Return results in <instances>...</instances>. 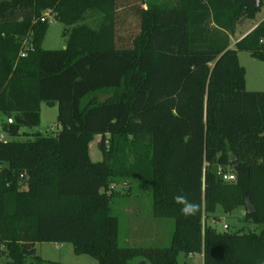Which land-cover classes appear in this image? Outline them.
Listing matches in <instances>:
<instances>
[{
    "label": "trees",
    "instance_id": "obj_1",
    "mask_svg": "<svg viewBox=\"0 0 264 264\" xmlns=\"http://www.w3.org/2000/svg\"><path fill=\"white\" fill-rule=\"evenodd\" d=\"M263 4L0 0V129L11 139L0 142V264H59L36 254L43 243L98 264H264V92L246 91L238 62H264V19L230 48ZM53 21L65 47L44 50ZM42 104L57 107L58 133L19 141ZM124 185L147 188L153 217L174 221L167 248L119 246L112 199ZM178 194L198 215L181 214ZM217 207L263 229L219 232L206 224Z\"/></svg>",
    "mask_w": 264,
    "mask_h": 264
},
{
    "label": "rangeland",
    "instance_id": "obj_2",
    "mask_svg": "<svg viewBox=\"0 0 264 264\" xmlns=\"http://www.w3.org/2000/svg\"><path fill=\"white\" fill-rule=\"evenodd\" d=\"M264 18V5L257 13L255 21H245V27H249L256 21ZM64 26L58 22L50 23L46 33L42 48L44 50L63 49L66 38L63 37ZM246 28L244 24L237 26L234 35L231 37V44L238 40ZM239 65L245 72V89L248 92H264V62L257 60L247 52H238ZM5 122V117L0 116V126ZM28 136L18 138L19 141L33 139V134L41 133L44 136L56 135L59 131L57 123V107L41 105L38 126L32 129H23ZM11 139L0 129V142ZM67 143L66 145L70 144ZM72 147V146H71ZM129 190V191H128ZM118 195L112 199V214L118 218V244L122 248H167L170 244L174 231V221L172 219H155L153 217L152 197L149 190L140 185H124L117 188ZM137 211L138 220L143 221L146 227H142L140 238L131 236V223L133 221L132 212ZM143 223V224H144ZM206 224L212 225L219 232L225 231L223 226H227L229 232L244 230L247 232H259L261 226L248 224L244 219L242 208L235 210L231 214H225L220 207H217L215 214L206 219ZM144 231V233H143ZM147 234V235H146ZM37 255L44 261L59 264H98L97 260L88 255H77L73 252L70 244L43 243L38 245ZM178 264H203L199 254L186 256L179 254Z\"/></svg>",
    "mask_w": 264,
    "mask_h": 264
},
{
    "label": "crops",
    "instance_id": "obj_3",
    "mask_svg": "<svg viewBox=\"0 0 264 264\" xmlns=\"http://www.w3.org/2000/svg\"><path fill=\"white\" fill-rule=\"evenodd\" d=\"M264 5V4H263ZM256 18V17H255ZM264 18L260 19L259 21H256L254 24L250 25L249 27H245V21L242 23V25L244 24V28H246V30L244 31V33L238 38V40H240L241 38H243L246 34H248L250 31H252L253 28H255V26L260 22L262 21ZM249 21H255V19L253 20H249ZM231 40V38H230ZM234 41L232 44H231V41H230V48H233L235 43L238 41ZM65 47V45L63 46V48ZM102 137L101 136H97L93 139L92 142H90L89 146H88V154H89V158L91 160V162L93 163H100L102 162L103 160V157H102V154L101 152L99 151V143L101 141ZM119 187V186H118ZM118 187H115V190L117 191V188ZM103 191V190H101ZM119 192V191H118ZM137 211H133L131 214L133 217V221L131 223V236L133 238H140L141 236H143L144 234H142V227H146L145 223L143 221L140 222V220H138V216H137ZM144 223V224H143ZM144 233V231H143ZM147 235V234H146ZM38 245L37 244L35 246V249H36V254L38 253ZM62 245V244H61ZM200 257L202 258V256L200 255Z\"/></svg>",
    "mask_w": 264,
    "mask_h": 264
},
{
    "label": "clouds",
    "instance_id": "obj_4",
    "mask_svg": "<svg viewBox=\"0 0 264 264\" xmlns=\"http://www.w3.org/2000/svg\"><path fill=\"white\" fill-rule=\"evenodd\" d=\"M173 199L177 204L181 205L180 212L185 217H192L198 215L200 210L199 204L193 200H190L186 195L178 194L174 196Z\"/></svg>",
    "mask_w": 264,
    "mask_h": 264
},
{
    "label": "built area",
    "instance_id": "obj_5",
    "mask_svg": "<svg viewBox=\"0 0 264 264\" xmlns=\"http://www.w3.org/2000/svg\"><path fill=\"white\" fill-rule=\"evenodd\" d=\"M47 16H48V14L45 13V16L44 17H47ZM41 21H43V19H41ZM30 48H31V45H29L26 41H24V43H23V49H30ZM24 55H25V53L22 52L21 53V57H24ZM222 179L225 182H233L235 180V177L231 173H226V174H223L222 175ZM223 229L226 230L227 229V226H223Z\"/></svg>",
    "mask_w": 264,
    "mask_h": 264
},
{
    "label": "water",
    "instance_id": "obj_6",
    "mask_svg": "<svg viewBox=\"0 0 264 264\" xmlns=\"http://www.w3.org/2000/svg\"><path fill=\"white\" fill-rule=\"evenodd\" d=\"M247 3L250 4V5H254L257 8H259L260 7L261 0H247Z\"/></svg>",
    "mask_w": 264,
    "mask_h": 264
}]
</instances>
